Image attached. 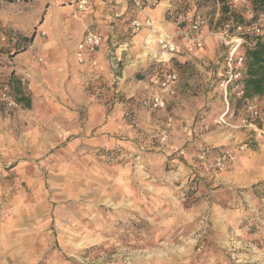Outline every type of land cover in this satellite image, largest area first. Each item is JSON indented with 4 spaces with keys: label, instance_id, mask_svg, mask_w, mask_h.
<instances>
[{
    "label": "rangeland",
    "instance_id": "374dc122",
    "mask_svg": "<svg viewBox=\"0 0 264 264\" xmlns=\"http://www.w3.org/2000/svg\"><path fill=\"white\" fill-rule=\"evenodd\" d=\"M248 1L236 4L235 14H223L217 0H194L191 4L171 0L165 16L157 23L177 28L182 16L189 12L198 13L207 21L204 50L177 66L176 95L173 101L167 98L164 109L187 124L193 122L196 131L199 122H206L208 129L201 127L203 132L198 131V135L212 134L223 140L225 145L213 149L235 151L238 158L234 159L240 160L233 173L237 176L235 181L225 183L222 175H216L219 172L204 165L200 168L213 173L212 179H192L191 169L184 168L190 165L182 166L185 159L179 150L187 153L194 140L171 151L157 141L154 134L158 131L145 132L132 110L137 107L146 113L158 111L144 108L139 102L149 84L142 93L131 97L135 106L123 112L129 130L124 135L127 143L109 150L94 148L91 157L78 149L75 155L67 153L62 146L49 151L40 146L38 158L31 157L36 138L40 136L43 144L47 131H33L32 124L38 122V116L18 105L22 112L15 111L16 107L0 115V224L5 225L6 209L33 212L23 217L24 228L19 229L30 228V232L19 235L28 244L24 253L10 257L6 249L0 248V264H264V145L257 132L242 126L241 119H250L249 114L232 94L227 97L233 111L228 120L230 126L212 123L225 106L218 84L227 47L220 43L217 33L225 24L233 35L235 23L259 22L264 28V13H255L251 18ZM13 2L18 11L29 5L28 0ZM4 9L11 15L16 11L14 7ZM241 38V42L249 41L246 35ZM1 42L0 86L6 84L13 94H26L28 98L25 83L18 80L8 84V76H2L4 63L10 66L4 53L13 48L3 47ZM151 62L137 71L136 77L150 80L154 67L160 64L153 58ZM257 101L260 119L255 123L263 127L264 103ZM46 109L42 122L53 117V112L48 114ZM78 112L82 120L84 114ZM128 112L137 126H131L125 115ZM147 135L151 137L147 139ZM180 135L174 133L175 137ZM179 139L183 140V136ZM173 143L168 141L169 145ZM241 146L244 147L240 149ZM31 170H36L32 176L37 175L39 184L23 179L24 173ZM238 182L248 185L242 187ZM247 191L252 193L247 201L252 211L248 215L242 213L238 219L237 211L244 204L241 202ZM14 200L17 204L12 205ZM228 213L236 215L235 223L224 221ZM11 219L9 215L7 220Z\"/></svg>",
    "mask_w": 264,
    "mask_h": 264
},
{
    "label": "crops",
    "instance_id": "0c3cea01",
    "mask_svg": "<svg viewBox=\"0 0 264 264\" xmlns=\"http://www.w3.org/2000/svg\"><path fill=\"white\" fill-rule=\"evenodd\" d=\"M77 1L28 0L29 5L21 7L20 11L16 10L19 7L15 2L0 4L1 46L10 45V48H13L7 49L4 53V60L7 59L10 66L4 63L6 70L2 76L9 78L12 73L16 79L25 83L29 97L28 105H23V110L38 116L36 120L38 122L32 124L33 131L41 132V129L47 131L46 141L43 144H40L41 137L38 136L39 138H36V142L32 145L30 156H35L36 159L40 146L46 151L55 146H62L64 151L73 155L78 149L79 153L85 152L84 156L88 157L92 156L94 148L109 150L119 145L124 146L127 143L124 135H127L129 130L126 119L123 118V112L129 106H135L132 104L131 97L142 93L149 84V80L146 81L143 76L136 77L135 73L151 65L152 58L156 63L163 64L167 61L169 56L161 58L157 55V43L161 38L175 35L177 30L174 25V29H170L157 24L160 18L165 16L169 2L154 8H146L144 13L149 15L152 27L149 29L143 26L140 31L135 32L129 26V19L138 18L144 22V17L127 0H121L116 4H107L105 0H88L86 11L78 10ZM161 6L162 10L159 11ZM4 7H14L16 10L14 15L6 13ZM115 11L121 12L124 18L110 24L107 18ZM88 32L102 36L101 44L94 51L87 50L82 44L83 36ZM32 34L30 43L25 46L21 44L23 43L21 37H29ZM203 35V47L193 53H186V42L176 37L174 41L177 50L173 56L185 60L199 55L206 44L207 26L203 28ZM19 44L22 47L17 49L16 46ZM22 48L24 49L21 50ZM15 50L20 51L14 55ZM10 54H12L11 57H9ZM174 89L175 85L173 92L166 94L169 101L175 98ZM12 95L14 98L20 95L26 97V94L21 93L17 95L12 93ZM44 107L49 109H46L48 114L53 112V117L51 120L42 122ZM20 109L21 106H17L15 111L22 112ZM78 110L84 114L82 120L79 118ZM4 111L5 109H0V115ZM132 111L140 119L142 128L147 133H153L155 130L159 132L166 117L171 116L173 124L168 132V141L173 140L174 143L169 145L167 141L165 149L172 151L175 146L191 143L194 140L187 153L180 149L183 150V160L185 159L182 166L190 165L184 168L191 169L192 179L202 178L203 180L204 177L212 179L213 173L200 168L203 165L196 160V152L201 145L216 147L225 144L223 140H218L212 134L198 135V131L203 132L201 127L204 121L199 122L200 128L196 131L197 127L193 125V122L187 124L170 111L166 112L165 109L146 113L143 109L134 107ZM176 131L181 133L183 140L179 139L181 135L174 136ZM158 132L154 134L156 137ZM150 137L147 135V139ZM257 137L264 145V135ZM61 141L63 143L59 144ZM157 141L160 142L159 137ZM243 147L241 146L240 149ZM234 156L236 159V153ZM235 159L216 174L222 175L225 183H233L237 178L236 174L235 177L233 176V173L240 160ZM241 162L244 163L245 160L242 158ZM35 172L36 170H31L29 174L25 172L23 179L28 180L27 183L32 182L33 185L39 184L36 182L37 175L32 176ZM147 176L149 177V174H146ZM238 183L242 187L248 185L247 182ZM4 189L7 187L5 186ZM251 194V191L245 193L241 202L244 204H240L241 207L237 211L238 219L242 213L248 215L252 211V206L247 202ZM256 203L259 202L256 201ZM15 204H17L16 200L12 202V205ZM229 211L232 212V210ZM32 212V210L21 212L16 207L11 208L10 211L6 209L5 225L0 224V248L6 249L10 257L22 256L25 251L24 246L28 245L19 235H24L26 231L30 232V228L26 226V230L19 229L24 228L23 217ZM9 215L12 219L8 221ZM227 215L229 216L224 221L235 223L236 215L233 213ZM43 216L45 219L44 212ZM65 247L69 246L65 245Z\"/></svg>",
    "mask_w": 264,
    "mask_h": 264
},
{
    "label": "built area",
    "instance_id": "2783aa9c",
    "mask_svg": "<svg viewBox=\"0 0 264 264\" xmlns=\"http://www.w3.org/2000/svg\"><path fill=\"white\" fill-rule=\"evenodd\" d=\"M121 0H105L107 4H116ZM135 10H137L144 17V22H141L138 18L129 19L130 28L137 32L142 29L143 26L152 27V21L149 15L145 14L144 11L147 8H154L159 4L170 2L171 0H127ZM189 4L193 3L194 0H185ZM88 0H78L76 7L80 11H86ZM235 4H242L245 0H233ZM124 15L121 12L115 11L108 16L107 21L110 24L113 22L122 20ZM207 26L206 19L200 14L189 12L182 16L180 24L177 26L175 35L171 37H165L159 39L157 43L156 53L161 58L169 56L163 66L167 64L169 59L173 57L177 50L174 39L180 38L186 42V53H193L200 50L204 44L203 28ZM235 35L232 34L230 26L228 24L223 25L217 33V38L221 44L227 47L223 63V71L221 79L219 81V90L225 100L224 110L213 119L212 123L220 126H230L229 118L232 116L233 111L228 103V95H233L236 99L243 96V89L240 78L242 76L244 58L240 54L242 38L241 35H258L261 32L259 22L252 24H235L233 29ZM102 36L97 33H86L83 36L82 44L89 51H94L101 44ZM178 80L177 72H175L169 64L165 66L160 74L153 73L149 80V89L145 90L140 98L139 102L142 107L150 110H163L167 104L166 94L173 92L174 84ZM264 103V98L261 99ZM18 106L15 98L13 97L9 87L4 84L0 86V109L10 110ZM244 110L249 114V118H242V126L245 128L253 129L257 132L258 136L264 135V119H261L263 127L257 126L255 123L256 119H260V109L258 101L253 100L243 104ZM127 119L130 121L131 126H137L136 119L131 113H125ZM173 124L171 116H167L162 129L159 131L158 137L161 143H166L168 140V132ZM203 128L208 129V124L203 123ZM183 150H179V154H183ZM196 160L207 168L221 172L225 169L228 164L234 161V154L230 148H222L219 150L201 145L196 152Z\"/></svg>",
    "mask_w": 264,
    "mask_h": 264
},
{
    "label": "trees",
    "instance_id": "16d2710c",
    "mask_svg": "<svg viewBox=\"0 0 264 264\" xmlns=\"http://www.w3.org/2000/svg\"><path fill=\"white\" fill-rule=\"evenodd\" d=\"M13 2L14 0H0V2ZM219 3L220 10L223 14L236 13V4L233 0H217ZM246 2V0H245ZM244 2V3H245ZM243 4V3H242ZM247 6L251 7V18L255 16V13H264V0H249ZM238 16V15H237ZM240 24V23H235ZM234 24V25H235ZM249 38L248 42H242L241 49L239 50L244 58L242 76L240 78L243 96L238 99L239 103L245 104L253 100H261L264 98V28H261V32L258 35L247 34ZM33 34L29 37H21L23 43H30ZM22 48L21 50H23ZM20 50H15V55ZM12 54L9 55L11 57ZM186 60H180L173 56L169 59L167 64L175 71L177 66L185 63ZM156 71L154 73L160 74L165 68L163 64H157ZM178 74V73H177ZM18 79L11 73L8 78V84L13 82L17 83ZM8 86V85H7ZM9 87V86H8ZM18 105H28V98L24 96L15 97Z\"/></svg>",
    "mask_w": 264,
    "mask_h": 264
},
{
    "label": "bare ground",
    "instance_id": "6f19581e",
    "mask_svg": "<svg viewBox=\"0 0 264 264\" xmlns=\"http://www.w3.org/2000/svg\"><path fill=\"white\" fill-rule=\"evenodd\" d=\"M161 11V10H160Z\"/></svg>",
    "mask_w": 264,
    "mask_h": 264
}]
</instances>
